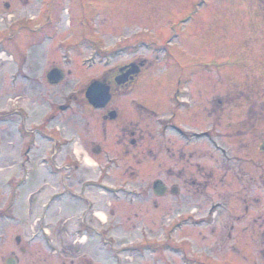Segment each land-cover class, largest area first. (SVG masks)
<instances>
[{"label": "rangeland", "instance_id": "374dc122", "mask_svg": "<svg viewBox=\"0 0 264 264\" xmlns=\"http://www.w3.org/2000/svg\"><path fill=\"white\" fill-rule=\"evenodd\" d=\"M49 8L56 32L43 37L37 27L47 23ZM14 31L16 44L2 40ZM3 50L22 54L15 59L22 79L3 55L0 264L10 258L61 264L70 248L76 261L85 255L94 264H115L116 255L118 264H244L247 253L252 264H264L258 234L245 230L264 219V0H0ZM140 61L147 69L130 95L116 98L119 119L103 141L99 111L88 107L84 93L105 72ZM53 67L66 73L60 86L46 79ZM12 79L23 85L13 88ZM180 83L176 102L184 105L175 103ZM134 100L145 106H133ZM50 109L75 115L74 128L62 137L44 133L35 152L26 149L27 134ZM136 120L161 137L169 127L173 154L141 152L142 166L125 157L131 146L117 136L118 124ZM173 126L183 133L176 136ZM88 131L99 155L90 152ZM63 139L71 143L56 148ZM148 143L144 148L158 145ZM156 179L179 184L181 195L158 200L151 191ZM84 215V226L105 229L106 255L92 233L76 241L72 231ZM41 229L51 233V249Z\"/></svg>", "mask_w": 264, "mask_h": 264}, {"label": "flooded vegetation", "instance_id": "af4514ba", "mask_svg": "<svg viewBox=\"0 0 264 264\" xmlns=\"http://www.w3.org/2000/svg\"><path fill=\"white\" fill-rule=\"evenodd\" d=\"M80 1L82 3L85 2V0H80ZM2 5L9 8V5L6 4L5 2H2ZM45 13H47L45 16L46 22H47V17L49 15L52 18H54L53 13L49 14V12H47V11H45ZM84 22H85V20L83 21V23ZM54 23H55V19L53 20V26H51V27L48 26L47 23L41 24L37 27V31L43 33L42 36L45 37L46 34L49 33L50 29L53 28L52 34L54 35L56 32L55 27H54ZM68 26H69V28L71 27L70 24ZM82 27H83L82 36H79V41L84 40L85 34H86V32H85V30L87 29L86 26L82 25ZM21 30H22V28H21ZM10 36H11L10 34L6 35V39L8 41H9ZM136 63H140V62H136ZM128 65H124L122 67L118 66L117 68H114L113 70L107 71L102 75L101 81L106 83L110 88L111 101L109 102V104L107 106H105L104 108H102L100 110H94L87 103L88 107L92 108L95 112L99 111V114L97 115V120L101 121V124H102L103 133L105 135L103 141L108 140L107 133H108L109 124H112V122H116L119 119L120 105H119V103H116V101H115L116 98L118 96L124 97V96L130 95L135 88V85H136L135 82L137 81L138 77L140 76L139 75V76H136L134 78H129L128 82L123 83V84L116 83L115 79L118 76L124 75L128 72V69H126V70L122 69L123 67L128 66ZM53 68H56V67H53ZM146 69H147L146 66H144V68H142L141 71L143 72ZM46 79H47V77H46ZM117 93H121V94H117ZM176 99H178V96H176ZM183 102L186 104L189 103V102L187 103L186 100H184ZM133 106L140 107V108L144 107L143 104H141L140 102L135 101V100H134ZM58 109L62 110L63 107L59 106ZM66 110H68V108L64 107L63 111L66 112ZM111 114H115L114 120H112L110 118ZM67 115L62 116L61 114H59V112H57V110H55V114H53L52 110H51L50 114L47 116L46 120L44 122H42L40 125H38L36 130L30 131V133H28V134L26 132L27 138L29 139L28 143L26 144V149L29 148L30 151L32 150L33 152H35V148L33 147L34 142L36 144V141L38 140L39 136H42V134H44V133H51L56 137L59 135H60V137H62L64 132H67V131H69V129L74 128V124L72 121L74 120L75 115H71V116H67ZM47 122H48V124H47ZM140 123H141L140 120L139 121L136 120V121L129 122V124H132L130 126L124 125L125 123H119L118 124L119 134L117 136L119 137V135H123L124 136V139H123L124 145L127 146L129 144L131 146L130 149L128 148V151H126L127 153H126L125 157H127V158L132 157L133 160H137L138 157L140 156L141 152L147 153L146 155H148V154L149 155H155L156 158H158V156L163 155V154H166L168 157H169V155L173 154L172 153L173 148L171 147L170 139L167 140L165 138V134L167 133V130L170 129L169 127H165L166 128V129H164L165 132H163L164 135H163V137H161V136H159L158 133H156V135H153L152 133L143 131L142 128L140 127ZM138 128H140V130H141L140 132H139ZM172 128H173L172 131H174L175 135H176V133H179L180 135L183 133V131H181V129H179L176 126H173ZM116 129H117V127H116ZM88 132L90 134V131H88ZM90 136H91V134L89 135L90 149H91L92 153L97 152V154L99 155L102 152V149H101V147H99L96 144V142L91 140L92 138ZM154 140L158 144L157 147H155V148L145 147L144 148V145L149 144L148 143L149 141H154ZM61 144H63V145H59V146L63 147L64 145L67 144V140H65V139L61 140ZM137 161H138V165L142 166L144 161L142 159H138ZM157 166H158L157 167L158 170L160 172H162L161 168H163V165L161 163H158ZM164 170L165 171L166 170L171 171V167H168L167 169H164ZM168 177H170V176H168ZM154 181L157 182V181H162V180L156 179ZM154 183L152 184L151 191H152V194L155 196V198H157L158 200H168V198L171 196H180L182 193L181 191H183V189L181 190V187L177 183H168L167 181H165V182L162 181L163 186L157 190V193H158L157 194L154 191V187H153ZM179 187H180V189H179ZM77 196H79V194ZM79 199H80L81 203L84 201L83 198H79ZM246 210H247V208L245 209V211ZM90 217H92V215H90ZM88 218H89L88 215H84L78 219L81 222L80 226H77L75 228V230L73 229V231H72L74 236L77 238L76 241L79 242L81 240V238L83 239L86 236L90 237L89 235L92 233V238L97 237L100 240V242L98 243V246L100 249L99 251L106 255L107 251L105 249H102V248H106V246H107V244H105L106 237L104 236L105 229L102 227H99V229H98L97 227H93L92 224L88 225V226H84L83 223H85V220ZM260 220H261V223H260L258 229L256 227L252 226L251 224H249V226L245 230L251 231L252 234L253 233L258 234V243H260V244H259L257 253H258L259 257H262L264 259V219L262 220V218L260 217ZM89 221H91V219ZM40 231H42V229ZM232 232H235L234 225L232 226ZM45 234L44 233L42 234V238L44 237ZM70 234L72 235V233H70ZM47 235L50 236L51 233H47ZM255 239L256 238L253 237V240H255ZM16 243H17V245H20L21 239L17 238ZM46 245L48 247H50V249H51L52 245L50 244V240H48L46 242ZM20 249H21L20 250L21 253H26L25 248H20ZM55 250H56V248H55ZM73 250H74L73 248H70L69 250H65L64 254L61 253V256L64 255V257L68 256V258H69L67 261L66 260L62 261L61 264H94V262L91 260H88V258L85 255H80V257L77 256V259H79V261H76V257H75L76 253ZM52 251H53V255L58 256L59 251L58 252L54 251V248ZM68 254H71V255H68ZM78 254H80V253H78ZM235 254L236 253L233 254L232 259L235 257L234 256ZM249 255L250 254H248V253L243 255L242 261L244 264H252L251 258L249 257ZM236 257L239 259L238 256H236Z\"/></svg>", "mask_w": 264, "mask_h": 264}, {"label": "water", "instance_id": "95a60500", "mask_svg": "<svg viewBox=\"0 0 264 264\" xmlns=\"http://www.w3.org/2000/svg\"><path fill=\"white\" fill-rule=\"evenodd\" d=\"M130 71L126 73L125 75H122L116 79V82L118 84H123L128 81V78L133 75L139 74V68L136 65L130 66ZM65 77V74L57 69L52 70L48 75V80L51 85H58L60 84ZM87 100L89 103L95 108H103L106 106L111 97L109 93V86H107L104 83L101 82H94L87 90L86 93ZM111 119H115V114H111ZM161 187V183L157 182L154 185L155 193H157V190ZM158 194V193H157ZM8 264H16L15 261L10 259L8 261Z\"/></svg>", "mask_w": 264, "mask_h": 264}, {"label": "trees", "instance_id": "16d2710c", "mask_svg": "<svg viewBox=\"0 0 264 264\" xmlns=\"http://www.w3.org/2000/svg\"><path fill=\"white\" fill-rule=\"evenodd\" d=\"M264 149V147H262Z\"/></svg>", "mask_w": 264, "mask_h": 264}]
</instances>
